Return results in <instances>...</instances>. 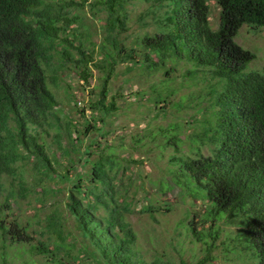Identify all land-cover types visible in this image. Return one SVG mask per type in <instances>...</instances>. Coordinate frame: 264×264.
<instances>
[{"label": "trees", "instance_id": "1", "mask_svg": "<svg viewBox=\"0 0 264 264\" xmlns=\"http://www.w3.org/2000/svg\"><path fill=\"white\" fill-rule=\"evenodd\" d=\"M145 1L154 29L130 38L124 8L127 0L98 1L106 11L105 36L96 48L94 44L90 48L72 36L76 18L69 16L66 7L74 0L58 8L45 0H0V199L1 177L14 174L18 163L32 158L39 175L58 176L69 183L67 214L85 241L82 252L92 264H167L159 258L147 261L137 254V235L125 215L129 205L119 203L120 163L103 149L91 159L93 146L102 147L100 141L76 149L81 166L88 168L77 172L72 161L58 174L44 139L53 126L51 119L60 126L55 111L59 103L48 87V77L56 82L59 70L71 65L81 81L89 84L97 70L98 98L90 108L98 111L100 118L91 121L103 124L105 117L117 110L116 98L121 95L114 94L108 100L109 82L118 64L125 62L129 70L133 66L146 74L163 71L171 78L179 62H185L193 67L185 70L184 80L203 69L202 81L209 83L207 106L196 104L195 110L200 115L210 110V117L204 118L206 129L193 138L198 143L193 154L170 159L173 181L184 185L189 179L202 189V194L192 195L208 201L210 208L202 220L234 222L236 239L241 236L251 244L250 258L257 259L253 264H264V68L245 73L255 54L235 41L243 24L264 30V0H215L219 6L217 30L209 24V0ZM151 54L158 60H152ZM55 55L61 59L58 65L53 61ZM171 90L165 86L154 91L153 102L159 112L164 113L171 103ZM70 125L67 123V136L76 144L79 131L75 130L73 137ZM89 129L104 132L86 120L84 133ZM174 133L166 143L177 150L180 140ZM54 136L61 140V130ZM202 147L207 148V154ZM70 169L74 175L69 174ZM3 207L0 201L2 215ZM188 224L193 231V222ZM47 227L64 241L60 225L56 228L49 222ZM28 229L0 216L5 244L0 264H13L4 251L7 243L16 247L30 244L31 252L44 258L40 264L79 262L70 252L61 255L64 248L51 237L34 245ZM208 260L204 256L195 264H207Z\"/></svg>", "mask_w": 264, "mask_h": 264}, {"label": "rangeland", "instance_id": "2", "mask_svg": "<svg viewBox=\"0 0 264 264\" xmlns=\"http://www.w3.org/2000/svg\"><path fill=\"white\" fill-rule=\"evenodd\" d=\"M45 1L58 8L71 0ZM98 1L101 0H74L66 7L69 16L76 18L71 25L72 36L90 48L93 44L96 48V44L105 36L106 11ZM148 6L145 0H127L125 3L128 32L131 33L129 38L153 31L154 25L150 16H147ZM209 7L210 27L217 30L219 6L215 0H209ZM235 41L255 54L244 72L261 71L264 68V30L243 24ZM150 58L158 60L155 54H151ZM53 61L58 65L61 61L59 55H55ZM127 66L125 62L118 64L109 82L108 100L114 94L121 95L116 98L117 110L107 115L103 124L91 121L92 118H100V113L90 108L98 98L97 70H94L89 84L81 81L71 65L59 70L56 82L48 77V87L59 103L55 111L60 126L55 119H51L53 126L48 128L44 139L58 174L65 172L72 161L76 163L77 172L88 168L81 166L80 153L76 149L100 141L102 147L93 146L91 159L97 158L103 149L104 154H110L120 163L119 203L121 205L125 201L129 205L130 211L125 215L136 232L135 248L140 257L147 261L159 258L167 264H195L204 256L209 258L207 264H253L257 259L253 257L252 261L250 258L251 244L241 236L236 239L238 228L235 223L225 219L204 222L202 218L210 208L208 201L192 197L202 194L203 190L189 179L184 182L185 186L176 184L170 173L173 169L170 159L182 154H193L198 144L193 138L196 133L206 129L204 118L210 117V110L206 115H200L195 110L196 104L207 106L209 83L202 81L205 78L201 71L203 69L196 68L200 69L196 76L184 80L182 75L185 70L193 67L189 63L179 62L171 78L164 75L163 71L146 74L133 66L129 70ZM165 86L171 88L174 95L163 113L157 110L153 98L154 91ZM136 90L140 92L139 95ZM86 120L104 132L89 129L88 133H84ZM69 122L73 137L76 135L74 131H79L80 141L76 144L67 136ZM57 129L62 132L59 141L54 136ZM174 132H177L180 140L177 150L166 143ZM202 151L208 153L206 147H202ZM70 170L69 174L74 175V170ZM1 181L3 194L0 201L7 222L16 220L21 226H28L29 233L34 237V245L51 237L64 248L61 255L67 251L79 257L76 264H92L82 252L85 241L77 232L73 218L67 214L69 183L58 176L39 175L32 158L18 163L15 173L3 175ZM219 214L224 216L222 212ZM189 221L193 222V231L188 229ZM49 222L55 223L56 228L60 225L63 242L47 230ZM2 244L3 235L0 231V252H3ZM4 251L13 264H40L44 260L34 251L31 252L28 243L17 247L7 243Z\"/></svg>", "mask_w": 264, "mask_h": 264}]
</instances>
